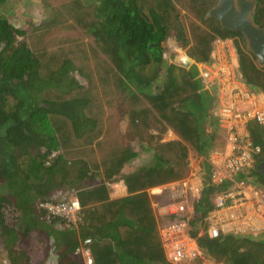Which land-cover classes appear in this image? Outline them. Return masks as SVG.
<instances>
[{"label": "trees", "instance_id": "obj_1", "mask_svg": "<svg viewBox=\"0 0 264 264\" xmlns=\"http://www.w3.org/2000/svg\"><path fill=\"white\" fill-rule=\"evenodd\" d=\"M7 1L13 4H0ZM93 1L74 5L65 11L67 17L62 8L72 1L44 0L50 16L29 32L17 29L0 10L2 261L32 264L42 255L37 247L48 239V264H87L86 249L93 264H173L159 228L174 220L158 219L153 198L164 196L149 189L186 179L193 150L206 160L202 177L207 185L195 206L198 214L188 218L189 235L216 262L264 264V237L199 235L198 219L216 207L205 197L233 185L210 181L214 167L209 157L222 145L223 131L214 114V89L191 68L193 63L212 65L214 43L233 39L243 79L264 92V67L247 49L244 35L207 16L217 0ZM255 21L264 27V0H258ZM52 32L59 35L57 42L44 38ZM173 45L187 48L182 58L191 59L189 67L167 58ZM94 60L100 64L99 79L118 90L109 100L96 92L94 83L100 82L93 78ZM119 96L127 106V136L137 148L120 133H110L118 112L109 109H118L112 103ZM142 106L148 110L143 120L138 118ZM248 128L253 147L261 151L253 150L255 165L241 168L235 177L264 184V172L256 168L264 159V125L250 122ZM170 131L176 138L167 140ZM141 151L146 156L134 164ZM120 181L128 194L112 197L109 184ZM73 198L81 205L76 223L45 206ZM36 232L47 238L37 240L36 248L25 244ZM193 264H202L200 258Z\"/></svg>", "mask_w": 264, "mask_h": 264}, {"label": "rangeland", "instance_id": "obj_2", "mask_svg": "<svg viewBox=\"0 0 264 264\" xmlns=\"http://www.w3.org/2000/svg\"><path fill=\"white\" fill-rule=\"evenodd\" d=\"M69 1H72L71 3H73V4H69L66 7L64 6L62 8V13L64 12L67 17H69V16L65 11H69L71 7H74V5H75V7H77V6L85 7L89 4V2H92L93 0H69ZM8 2L9 1H7L5 4H0V10L2 11V13H4L6 16H8L10 21L16 26L17 29L22 30V31H27V30H28V32L31 31L33 27H36L37 25H39L43 21L46 14H47V17H49L50 13H51L50 9H47V12H46L47 6H45L44 0H13L12 5H9ZM95 4H98L97 0L93 1V5H95ZM90 7H92V6H90ZM44 10H45V13H43ZM101 13L103 14V16H105V14L103 12H101ZM71 19L72 18H69L68 21L65 23L71 22ZM76 32L78 33V31H76ZM26 36L27 37L30 36L28 38L30 41L35 40L33 38L34 34H32V35L27 34ZM19 38L22 39L23 37H19ZM44 38L51 39L54 42H57L60 37L56 33L52 32V34L50 36H47ZM83 42L86 43V45L88 47V44H87L88 40L86 37H84ZM179 45L181 46L180 43H179ZM180 46H178V45L177 46L176 45L170 46L167 58L170 59L172 57V59L174 61H176L175 59H178V58H179L178 60H183L182 55H184L187 52V48L180 47ZM212 58L214 59L212 65L208 64V68L205 70L203 69V67L200 68L198 64H195V63L192 64V61L186 67H189L192 64L193 68H191V69L193 70L194 74H197V76H201V74H204L205 72L208 71L209 76L208 77L204 76V77L208 80V82L210 81V82L214 83L213 85H208V86L210 88H213L216 90V96H215L216 97V100H215L216 106H253L252 102H253L254 98H252V96H253V94L256 95V93L252 94V90H251L252 86L251 85L249 87H247V89H245L246 85L243 84V82L241 81L244 79H243L242 71L240 68L239 57H238V54H237V51L235 48V43H234L233 39L232 40L228 39V40H224V41H221V40L216 41L214 43V49L212 51ZM89 60H92L91 57H89ZM78 62H81L80 57L78 59ZM92 62H93V65H92V63H90L92 65L91 68L93 67L95 70L94 72L92 70V72L94 74L93 78H96L97 79L96 81L100 82L99 85L94 83V85L98 89L96 92L100 91L101 93H103V94H100L101 96H103V98H101L102 100L108 99V98H106L107 96L113 97L114 94L116 92H118V90H116L117 88L114 87L113 84L105 86V84L102 82V80L99 79V75H97V73H99L101 71L100 69H98V66L100 65L98 63V60H94ZM111 65H112V67L115 68V64L111 63ZM200 66H202V65H200ZM95 67L97 68V71H96ZM112 74H114V73H112ZM110 75L107 73V76H110ZM78 78H80V77H78ZM82 82H85V81H82ZM200 82H201V84H203L202 79L200 80ZM228 84H230V86H231V89H230L231 93H226L227 92L226 88H227ZM110 87H111V90H110ZM234 87H236V88H234ZM245 90H246V92H245ZM259 91L262 94L263 91H261V90H259ZM246 93H248V95H246ZM211 94H212V92H211ZM97 99H99V98H97ZM239 100H240V102H239ZM112 106H118V109H116V108H110L109 109V111H117L118 116L113 120V121H117V124H115L114 126H116V127H114L111 130V132H110L111 135L114 136V135H118V133H120L123 136V138L126 139V140H124V142L127 145L137 148V146H138V144H136L137 141L132 139V141H133L132 142L131 138H128V136H127V130L129 127V117L125 112V110L127 109L125 100L123 98H120V96H119L117 103H115V104L112 103ZM143 107L144 106L141 107V109L139 111V115H138V118L141 120H143L145 118L147 111H148V110H143ZM146 107L152 108L154 106H146ZM250 122H256V121L251 120L248 122V124ZM248 124H247V126H248ZM207 131H211V129H208ZM114 138L115 137H111L109 139L112 140ZM172 138H176V135L174 134L173 131H170L167 134V140L172 139ZM218 141L221 142V139ZM174 145H177V144H174ZM195 153L196 152H194L193 150H191L189 153L190 164H191L190 165V170H191L190 173L192 172V173L199 174V172H201L200 174L202 175L204 172L203 167H204L206 160L203 157H199ZM225 153H226V144L223 146L220 145L216 148V150L211 152L209 160H211V158H212V160L216 161L217 163L221 162V160H223V158H221L220 155H222V154L225 155ZM146 154L147 153H144L143 151H141L140 156H138L140 158L139 159L136 158L133 163L134 164H140L141 159L143 157H145ZM186 179H188V178H186ZM111 184H112V186H110L109 190L111 192L112 197H117V196L120 197V196H124L128 193L127 187L123 181H120L118 183H110L109 185H111ZM206 185H207L206 182H204V186H203L201 195L203 194V192H204L203 190L205 189ZM165 186H167V185L166 184L165 185H159V186H155V187H152L149 189V193H151L152 195L153 194H161L164 196L162 199H160L161 201L153 198L154 211L159 216V218H161L162 216H166L168 219L171 217V219L176 221L177 219L175 218V216L170 215V213H172V210H176L173 212H178L179 217H181V216H184V217L192 216V219H194L195 215L198 214L195 206H196L198 200L200 199L199 198L200 194L197 195V197H196V196L189 195V193H187V196L182 198L183 200L180 199L178 201V200L174 199L173 197H171V195L169 194L168 187H165ZM231 187H234V186H231ZM151 190H154L155 192H152ZM220 193H221V191H216V192L213 191L209 196L205 197V202L208 204H214V203L216 204V196ZM180 204H183L185 206V208L181 209ZM250 211H252V210H250ZM185 214H186V216H185ZM198 220L201 221V226H202L201 228L205 229V225H206L205 220L204 219H198ZM246 221H248V220H246ZM161 226H162V224H161ZM159 231L161 234L162 230H159ZM262 237H264V234L262 235ZM42 238H47L44 233H41V232L33 233L32 236H29L27 238V240L25 241V244H27L28 246H34L35 247L36 241L40 240ZM50 246H51V241H49L48 239L46 241V244L42 245V247L36 246L38 248L37 249L38 251H42V255H39L36 258H34L32 264H48L46 257H45L46 255L44 253H46V250L48 252V250L50 249ZM46 248H49V249H46ZM83 254H84V251H83ZM3 258H4V256H2L0 253V262L2 261ZM167 258H169V256H167Z\"/></svg>", "mask_w": 264, "mask_h": 264}, {"label": "built area", "instance_id": "obj_3", "mask_svg": "<svg viewBox=\"0 0 264 264\" xmlns=\"http://www.w3.org/2000/svg\"><path fill=\"white\" fill-rule=\"evenodd\" d=\"M205 77H208V71L204 73ZM245 84V89L249 87V84L245 80H241ZM236 88V87H234ZM233 89V88H232ZM234 90V89H233ZM246 92V90H245ZM263 93V92H262ZM248 95V93H246ZM264 94L258 93L254 96L252 102L253 106L249 108H240L239 106H220L215 115L219 116L221 125L226 130V153L220 155L223 160L221 162L213 161L211 163L214 167V171L211 174L210 181L215 184H221L225 180L229 179L228 174L233 175L237 173L241 168L252 166L253 150L260 152V147H253L252 141L241 132L239 124L255 120L256 122L264 125ZM217 109V108H216ZM215 109V110H216ZM215 112V111H214ZM230 148V150H227ZM218 161V160H217ZM192 173V172H191ZM182 181H176L166 184L169 190V194L176 200H183V197L187 196V193L192 196H197L202 192L204 182L206 179H198L199 174L192 173ZM203 175H201L202 177ZM251 182L247 180H240L236 186L229 188L227 191H223L216 196V207L208 212L206 220L209 222L214 219H220V222L234 223L236 220H240L243 214L248 211L254 213V218L246 219L250 222V229L258 230L264 226V190L249 186ZM153 192H155L153 190ZM173 200V199H172ZM52 213L56 215H65L71 223H76L77 212L81 208L80 201L76 198L72 200L62 202L59 204L45 203ZM181 209L185 206L180 204ZM230 212L224 217L221 212L226 210ZM237 209L238 211H236ZM252 210V211H250ZM176 210H172V213ZM186 216V214H185ZM189 216H181L176 221L168 222L162 225L159 230H162L161 236L166 249L169 260L173 264H187L192 262L197 257L201 256L202 252L197 247L195 240L189 235L190 223L188 221ZM219 223V220L216 221ZM254 223V224H253ZM162 228V229H161ZM210 234L212 236L219 235V227L216 225L210 228ZM87 264H93V259L90 255V251L87 249ZM1 264H12L8 259H5Z\"/></svg>", "mask_w": 264, "mask_h": 264}, {"label": "water", "instance_id": "obj_4", "mask_svg": "<svg viewBox=\"0 0 264 264\" xmlns=\"http://www.w3.org/2000/svg\"><path fill=\"white\" fill-rule=\"evenodd\" d=\"M257 5L258 0H217L207 16L216 18L226 28L241 32L247 49L256 56L258 65L264 67V27L255 21ZM181 63L188 66L191 59L185 56ZM263 165H258L262 172Z\"/></svg>", "mask_w": 264, "mask_h": 264}, {"label": "crops", "instance_id": "obj_5", "mask_svg": "<svg viewBox=\"0 0 264 264\" xmlns=\"http://www.w3.org/2000/svg\"><path fill=\"white\" fill-rule=\"evenodd\" d=\"M46 12H47V9H46ZM43 13H45V10L43 11ZM45 18H47V14H46V16L44 17V19ZM43 19V20H44ZM20 37H23V36H20ZM20 39V38H19ZM32 44V43H31ZM33 45V44H32ZM200 65H202V66H200ZM199 67L201 68V67H203V69L205 70V69H207L208 68V65L207 64H199ZM204 75V74H203ZM214 83H212V82H208V85H213ZM249 86H250V84H249ZM227 92L226 93H231V86H230V84H228L227 85ZM251 89V88H250ZM252 94L253 93H256V94H258V93H260V91L259 90H257V89H255V88H253L252 87ZM262 94H264V92L262 93ZM228 95V94H227ZM254 95V94H253ZM214 96H216V90L214 89ZM252 98H254V96H252ZM216 97L214 98V102H215V105L213 106V107H217V109L215 110V112L214 113H217L218 112V109L220 108V106H216ZM239 102H240V100H239ZM240 108H248V107H250V106H239ZM221 123L222 122H220L219 124H220V129H222V133H223V139H222V141H223V143H222V146L223 145H227V140H226V135H227V133H226V130L224 129V127L221 125ZM247 124H248V122L246 121V122H244V123H240L239 124V127H240V130H241V132H243L244 133V135L245 136H247V138H249V140L251 141V137H250V131H249V128H248V126H247ZM227 150H230V148H227ZM222 153V152H221ZM223 155V154H222ZM252 160H253V162H252V165L254 164V161H255V159H254V156H252ZM264 164V159L261 161V162H259L257 165H256V168H257V170H260V171H262V169H258V165L259 164ZM255 165V164H254ZM262 168L264 169V165L262 166ZM201 172H199V176L197 177L198 179H204V177H201V174H200ZM236 174V173H235ZM235 174H233V175H230V174H228L229 176H228V178L229 179H227V180H225V181H229V182H231L232 183V185L233 186H236L238 183H240V180H243V179H237L236 177H235ZM203 175V174H202ZM224 181V182H225ZM248 181V180H247ZM206 182V181H205ZM249 182H251L250 183V185L249 186H252V187H255V188H258V189H260V190H264V184H262L261 182H259V181H256V180H253V178H251V180L249 181ZM221 184H223V182L221 183ZM227 191V190H226ZM221 192H223V191H221ZM128 194V193H127ZM126 194V195H127ZM201 193H200V195H199V198H201ZM197 197V196H196ZM187 203V202H186ZM190 205V204H189ZM194 207V206H193ZM192 207V208H193ZM236 211H238L237 209H235ZM227 211V209L226 210H223L221 213L222 214H224L223 216L224 217H226V215L227 214H229L230 212H226ZM239 212V211H238ZM243 217H241L240 218V220L238 219V220H236L234 223H228V225H226V223L225 222H220V219L221 218H219V219H214L213 221H206L205 219V223L206 224H208V226L210 227V228H212V226H214V225H216L217 224V226L219 227V234H221V236H228V235H236V236H251V237H253V238H255V239H259V238H261L262 237V235L264 234V226H263V228H258V230H256V229H253L252 227H251V229H250V222H247L246 221V219L248 218L249 220L250 219H252V218H254L255 216H254V213L253 212H247L246 214H243L242 215ZM191 218H192V216H190ZM208 217H209V215H208ZM158 219H159V216H158ZM219 220V223H216V221H218ZM250 223V224H249ZM254 224V223H253ZM161 238H162V236H161ZM87 250V249H86ZM85 250V251H86ZM84 251V257L87 259V254H86V252ZM89 251H90V249H89ZM90 255H91V257H92V259H93V256H92V252L90 251ZM198 259L200 258V262L202 263V264H225V263H223V262H216L215 260H213V259H211L210 258V256L208 255V254H205V255H201V256H199V257H197ZM196 258V259H197ZM195 259V260H196ZM187 264H193V261L192 262H189V263H187Z\"/></svg>", "mask_w": 264, "mask_h": 264}, {"label": "clouds", "instance_id": "obj_6", "mask_svg": "<svg viewBox=\"0 0 264 264\" xmlns=\"http://www.w3.org/2000/svg\"><path fill=\"white\" fill-rule=\"evenodd\" d=\"M217 107H215V109H216ZM215 109H214V111H215ZM152 192H153V190H151ZM159 195V194H158ZM207 216H208V214L203 218V219H205L206 220V218H207ZM207 221V220H206ZM207 225V229L208 230H206V229H204V228H201L202 226L200 225V227H199V235L200 236H202L205 232H208L209 233V235L211 236V237H217V236H212L211 234H210V227L208 226V224H206ZM191 226V225H190ZM193 238V237H192ZM193 240H195V242H196V245H197V247L201 250V252H202V249L198 246V244H197V241H196V239L195 238H193ZM202 254H203V252H202ZM201 254V255H202ZM204 255V254H203Z\"/></svg>", "mask_w": 264, "mask_h": 264}]
</instances>
